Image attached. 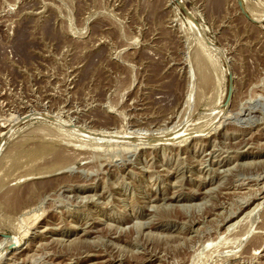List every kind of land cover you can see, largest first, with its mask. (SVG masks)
I'll use <instances>...</instances> for the list:
<instances>
[{
    "label": "rangeland",
    "instance_id": "374dc122",
    "mask_svg": "<svg viewBox=\"0 0 264 264\" xmlns=\"http://www.w3.org/2000/svg\"><path fill=\"white\" fill-rule=\"evenodd\" d=\"M183 2L0 0V264H264V0Z\"/></svg>",
    "mask_w": 264,
    "mask_h": 264
},
{
    "label": "bare ground",
    "instance_id": "6f19581e",
    "mask_svg": "<svg viewBox=\"0 0 264 264\" xmlns=\"http://www.w3.org/2000/svg\"><path fill=\"white\" fill-rule=\"evenodd\" d=\"M181 2H183V0H180ZM184 3V2H183ZM185 4V3H184ZM246 6V5H245ZM244 6V7H245ZM187 7V6H186ZM187 9L189 10V12H190V14H191V17L192 18H189L190 20H192V22L197 26V27H199L200 28V22H198L197 21V19H196V16L192 13V11L187 7ZM246 9V8H245ZM249 10V9H248ZM242 11V10H241ZM243 12V11H242ZM246 12H247V10H246ZM248 13V12H247ZM249 14V13H248ZM250 15V14H249ZM252 17V16H251ZM187 18H188V16H187ZM253 18V17H252ZM254 20H256V18H253ZM200 32H201V29H200ZM207 37V36H206ZM200 39V38H199ZM207 43L210 45V46H215V44L214 43H211V42H209V39L207 38ZM213 48V47H212ZM213 51V50H212ZM217 52V51H216ZM220 54V53H219ZM234 90H235V88H234ZM226 101V100H225ZM232 101H230L229 103H225L224 102V105L225 106H228L230 103H231ZM187 119V118H186ZM186 119H185V121H186ZM180 124V123H179ZM183 124V123H182ZM4 125V124H3ZM186 125L185 124H183L181 127L179 126V128H178V126H177V128L178 129H175V130H173L172 132H170V133H167V134H165V135H163V136H160V137H157V138H155V139H153L152 138V140H154V141H157V142H160V141H162L161 143H163V142H174V140H176V139H178L179 137H184V136H186V135H189L190 133H192V132H187V129H186V127H185ZM106 132V131H105ZM109 132V131H108ZM113 133V132H112ZM85 134V133H84ZM87 134V133H86ZM85 134V135H86ZM105 134V133H104ZM103 134V135H104ZM119 134V133H118ZM113 135V134H112ZM111 135V136H112ZM159 135V134H158ZM87 136V135H86ZM92 136V135H91ZM115 136H116V133H115ZM118 136H121V135H118ZM94 137V136H93ZM92 137V139H94ZM127 137V136H126ZM130 137V136H129ZM154 137V136H153ZM90 138V137H89ZM99 138V137H98ZM97 138V139H98ZM102 138V137H101ZM106 140H107V138H106ZM115 139H113V141H114ZM110 141V140H109ZM115 142V141H114ZM146 142H148V141H146ZM166 142V143H167ZM166 143H165V145H166ZM151 144V143H150ZM156 145L158 144V143H155ZM146 145V144H145ZM154 145V144H153ZM33 192V191H32ZM148 222V221H147ZM90 231V230H89ZM8 233H5V234H3L6 238H11L12 237V235L11 234H8L9 236H6ZM5 239V238H4ZM3 239V240H4ZM15 239L17 240V238H15V236L13 235V238L9 241L10 243V245H13L12 244V241H14V243H16L17 241H15ZM9 240V239H8ZM6 241V240H5ZM19 241V240H18ZM8 243H6L5 245H7ZM18 244V243H17ZM3 251V250H2ZM94 254V253H93ZM14 259V258H13Z\"/></svg>",
    "mask_w": 264,
    "mask_h": 264
},
{
    "label": "water",
    "instance_id": "95a60500",
    "mask_svg": "<svg viewBox=\"0 0 264 264\" xmlns=\"http://www.w3.org/2000/svg\"><path fill=\"white\" fill-rule=\"evenodd\" d=\"M239 4L244 12V14L250 18L251 20H253L245 11V8L243 7V3H242V0H239ZM233 91H234V86H233V78H232V75H231V82H230V87H229V94H228V97H227V101L226 103H229L232 99V95H233ZM6 236H9L8 234Z\"/></svg>",
    "mask_w": 264,
    "mask_h": 264
}]
</instances>
